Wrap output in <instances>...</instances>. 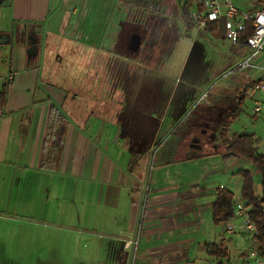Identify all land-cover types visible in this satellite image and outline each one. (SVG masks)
<instances>
[{"label": "crops", "instance_id": "0c3cea01", "mask_svg": "<svg viewBox=\"0 0 264 264\" xmlns=\"http://www.w3.org/2000/svg\"><path fill=\"white\" fill-rule=\"evenodd\" d=\"M103 1L101 8V2L96 3V0H0V35H3L4 41L8 35L11 36L8 42L0 43V264H74L75 261V264H89L85 258L61 260L44 257L41 241L43 224L49 227L48 232L60 227L72 235L80 232L81 227L95 229L97 218L107 212V206L122 208L121 192L127 185L134 187L137 190L134 196H138L130 198L127 224L117 222L125 236L121 232L115 235L116 238H112L105 248L106 257L98 259L97 264H125L118 259L121 246L126 249L134 246L135 256L131 264H220L224 257L232 261L230 241L234 240V236L227 237L224 226L228 219L217 223L213 218L214 203L223 186L216 189L213 180H209L215 171L229 172L230 164L210 169L211 173L195 179L187 178L184 172L172 178L170 168L174 166L173 161L186 162L191 158L185 157L183 152L185 147L181 141L184 135L171 132L169 136L176 137V147L181 150L175 159L162 161L157 167L156 177L150 181L146 179V169L138 170V167L131 166L134 154L138 153H133L135 145L132 141L128 146L124 144L125 132L96 129L100 121L107 122L106 118L89 112L90 105L87 107L82 95L75 96V100H82L72 104V100L66 97L67 88L44 76V68L38 63L39 50L37 47L32 50L29 44L34 41L39 45L46 28L58 32L64 26L73 28L74 36L84 42L102 44L106 39L108 20V0ZM237 1L244 9L256 8V5H250L252 1L256 4L264 2ZM142 2L156 13L150 27L152 23L170 22L176 29L171 16L177 0ZM260 8L264 9V3ZM120 21L121 27L124 22L140 23L136 18ZM203 29L210 31L208 27ZM176 31L174 44L161 58L171 52L181 36ZM120 33L121 29L117 39ZM232 43L230 40V50ZM237 43L236 49L230 51L228 68L250 53L246 41ZM7 58L11 59L9 67H6ZM252 67L262 72L258 78L241 71V74L231 75L230 82L212 77L214 81L210 85L197 87L195 93L201 96L204 91L201 93L200 90H206L210 99L205 101L211 106L225 99L237 101L240 92L248 90L249 86L252 87L251 97H255L257 91L264 89V51L255 58ZM12 73L15 77L11 82ZM210 74L216 76L218 71L210 70ZM5 86L8 91L3 105L2 90ZM150 94L146 100L138 103L150 107L152 112L160 97L152 96L151 99ZM190 96H186L183 103ZM255 102L257 105L260 100L255 99ZM101 106H105V103L98 101L91 104V107ZM225 111L222 108L220 112ZM92 117H98V120ZM158 119L155 118L153 122H159ZM164 119H170V116ZM110 122L121 124L118 119ZM215 138L222 142L220 134H216ZM154 142L155 137L146 149H153ZM127 149L130 157L125 163L123 156ZM244 160L247 159L239 161ZM220 225L222 230L219 229ZM243 227L239 232L245 234L247 230L244 224ZM137 235V242L126 243L130 237L137 239ZM210 242L228 247L229 254L220 256L210 252ZM81 243L88 246L91 242L87 238ZM68 248L76 249L75 242L71 241ZM245 254L239 256L245 260ZM121 259L125 260L126 257Z\"/></svg>", "mask_w": 264, "mask_h": 264}, {"label": "rangeland", "instance_id": "374dc122", "mask_svg": "<svg viewBox=\"0 0 264 264\" xmlns=\"http://www.w3.org/2000/svg\"><path fill=\"white\" fill-rule=\"evenodd\" d=\"M185 1L177 0V5L171 16L181 36L176 41L171 52L156 61L154 67L149 64L150 61L148 59L125 56L116 51V40L119 30H124L126 26L134 24L132 21L124 22V26L121 27V19L136 18L140 20V24L147 25V27L149 25L148 30L151 29L150 24L156 13L149 9V5L143 3L142 0L107 1L106 39L102 44L84 42L79 37L74 36L73 28L67 26H64L58 32L49 31L46 28L39 45L29 44L32 50L36 49V47L39 50L38 63L44 68V76H47L53 82L62 84L67 88H64L66 91L75 92L76 89L81 91L80 97L81 95L84 97L87 107L90 105L88 107L89 112H95L106 118L107 122H103L101 119L102 121H100L96 129L104 130L107 128L108 130H113V132L116 130L125 132L123 137L124 144L128 146L132 141L133 146L135 145L132 151L133 153H138L134 154L131 166L133 168L138 167V170L146 169V179L149 178L150 181L156 177L157 167L161 165V162L167 159H175L178 151L181 150V148L176 147V137H170L168 133L172 132L176 133V135L177 133H182L181 135H183V127L186 128L189 123L188 120L194 114L193 109L199 102L200 105H198L196 110L198 114L195 117L200 116L204 110H208L209 106H211L208 101H205L210 99V94L207 96L206 90L202 89L200 92H204L201 96H198L195 93L196 88L200 86L206 88L214 81L213 79L211 80L212 77L226 82H230L232 78L230 74L226 76L225 73L230 71V66L229 68L227 67L230 65V51L235 50L238 43L233 42L230 50V40L226 36L225 18L220 20L223 26L221 33L224 32L222 35L220 33L214 34L207 29H197L196 27L190 29L181 15V6ZM98 2H101V8H103L104 1L96 0V3ZM200 2L201 0H194L191 10H195ZM253 2L250 5H256V8H260L264 3L258 2L259 4H256V2ZM238 3L240 4V2ZM241 5L245 6L244 3H241ZM136 7L137 10H134ZM10 65L11 59L7 58L6 67ZM255 69L251 66L241 70V72L251 75L253 78H258L262 72H258ZM210 70H217L218 75L211 76ZM251 92L252 87L249 86L243 111L232 119L229 134L232 136L242 131L254 132L258 150L264 153V89L257 91V96L255 97H251ZM123 93L125 94V103L122 105ZM148 93H151V99L152 96L160 97L159 102L157 101L156 103V108L152 112L150 107H143V105L139 104L142 100L147 99ZM186 96L190 97L187 102L183 103ZM80 99L75 100V98H72L71 103L73 104V102ZM255 99H259L262 106L261 111L257 114H254ZM98 101L104 102L105 106L99 108L91 107V104H96ZM229 102L231 109L234 107L233 103L236 102L235 100L228 101L225 99L221 103L218 102V105H223L220 107L225 108V112H227L229 111L227 110ZM217 112H220L219 109L216 110ZM76 113H78V110H76ZM153 113H155V116ZM167 115L170 116V119L165 120L164 117ZM115 116H117L119 121L121 120V124L117 125L110 122L115 119ZM223 117L222 112L216 117L210 116L211 119L214 118L219 122H221ZM92 118L97 119L98 117ZM155 118H159L160 121L158 119L159 122H153ZM168 120L172 122L169 123ZM213 122L205 121L206 126L202 130L207 132ZM127 133L130 135H127ZM160 133H162L161 136ZM216 134L220 133L217 132ZM215 135L213 134L214 141H210L208 144L200 142L201 145L203 144L202 146L200 145L201 148L187 149L185 147L183 150L186 157L203 151H214V153L191 158L190 161L186 162L173 161L172 164L174 166L170 168L171 177L183 175L184 172L187 178L195 179L199 176L202 177L203 174L211 173L210 169H217L222 164H230L229 172L221 173V170L215 171L211 174L209 180H213V185L216 189L223 186V188L231 190L234 193L236 205L239 201L246 202L242 193L244 176L238 171L240 167L246 166L252 171L256 191L261 193L262 174L256 165L251 160L239 161L242 158L226 160L221 152L218 153L216 151L220 142L215 140ZM152 137H155L153 149L147 150L148 144L153 143ZM184 141H181V143ZM144 150L147 151L143 155H139ZM128 151L129 149L125 151L126 154L123 156L125 163L130 157V152ZM213 154L218 155L213 157ZM184 167L185 170L183 171ZM136 191L131 185L125 186L123 192H121L122 208L107 206V212L101 218H97V223L94 225L96 226L95 229L81 227L80 232H74V235H72L70 232H66L65 228L60 227L59 229L54 227L48 232L49 227L43 224L44 233L41 240L43 256L61 260L70 257L76 259L85 258L87 263L97 264L98 259L106 257L107 249L105 251V248L108 247L109 241L112 238L115 239V235L118 236V233L121 232L117 222L121 221L124 225L127 224V213H129L127 206L131 205L132 200L130 198L134 199L138 196H134ZM228 220L235 226L233 232H229L226 229L227 237L234 236V240L230 241L232 262L235 264H253L254 259L250 256V251L252 248L259 249V242L254 237L248 238L247 232L245 234L239 232L244 228L241 215L234 213ZM18 223L21 222L18 221ZM219 229L222 230V225L219 226ZM121 234L125 236V233L121 232ZM20 237L22 238V234H20ZM87 238L91 242L88 246L81 243L83 239L87 240ZM71 241L75 242L76 249L74 250L68 248V244ZM122 247L118 250L120 263L123 261V263L126 262L125 264H131L135 256L134 246L127 249ZM122 253H125V255ZM242 254H245V260L239 256ZM124 256L126 259H121Z\"/></svg>", "mask_w": 264, "mask_h": 264}, {"label": "trees", "instance_id": "16d2710c", "mask_svg": "<svg viewBox=\"0 0 264 264\" xmlns=\"http://www.w3.org/2000/svg\"><path fill=\"white\" fill-rule=\"evenodd\" d=\"M194 4V0H186L181 6V14L189 28L196 26L195 20L191 16V7ZM203 7V5H201ZM149 27V26H148ZM147 25L140 23L130 24L126 26V29H122L121 33L116 40V51L125 56L142 57L144 60H149L151 66L156 65L162 54L165 51H169L174 44L177 31L170 22L152 23L151 29L148 30ZM212 33H221L223 26L218 22H211L208 26ZM253 32V24L251 21L247 22V27L239 31V41H246L247 38ZM136 43V44H135ZM8 87L5 86L2 90V103L5 105L6 95ZM79 90L71 92L67 90V99L71 100L75 96L80 95ZM247 89L241 91L239 97L233 108H227L226 113H223L224 117L221 122L211 119L210 116H218L216 110H222L218 105L209 106L208 110H204L200 116L195 117L197 113V107L200 102L193 109V116L190 118L186 128L183 127L185 140L182 145L187 148L198 149L201 148L200 142L208 144L210 141H214L213 134L220 133L222 142L219 143V147L216 151H222L226 160L231 158L240 159L246 158L251 160L262 174V194L257 193L255 189V182L252 171L247 167L239 168V172L244 176V183L242 188L243 197L250 206V215L256 222L260 229V234L257 239L259 247L264 251V153L258 150L256 145V139L254 132L242 131L230 136L229 127L232 119L236 118L244 108L245 97ZM73 94V95H72ZM125 94L123 93L122 105L124 102ZM214 107V108H213ZM123 108V106H122ZM224 109V108H223ZM115 113V112H114ZM115 120V119H114ZM205 121H214L207 132L202 129L206 126ZM219 122V123H218ZM218 123V124H217ZM214 132V133H213ZM209 137V139H207ZM182 140V141H183ZM201 145V146H200ZM214 151H203L197 154L188 155V158H195L202 155H210ZM181 157V156H179ZM186 157V155H185ZM236 212L234 193L231 190L220 188L218 197L214 203L213 218L217 223L228 219ZM208 249L212 253H216L220 256H227L229 254L228 247L217 243L210 242ZM222 261H220L221 263Z\"/></svg>", "mask_w": 264, "mask_h": 264}, {"label": "built area", "instance_id": "2783aa9c", "mask_svg": "<svg viewBox=\"0 0 264 264\" xmlns=\"http://www.w3.org/2000/svg\"><path fill=\"white\" fill-rule=\"evenodd\" d=\"M203 5V7H201ZM191 16L195 20L198 28H207L211 22H218L225 18L226 36L234 43L239 42V31L247 27V22L253 24V32L247 38L246 42L250 46V53L241 59L237 64L230 67V71L225 73L226 76L235 74L241 70L255 65L257 58L264 51V9H244L237 0H201L197 4L195 10L191 11ZM14 73L10 76V81H14ZM262 109L261 103L257 102L254 113H258ZM237 214L242 216L243 224L247 230L249 237H257L260 229L250 215V206L245 201H239L235 205ZM226 229L230 232L235 230V226L230 220L225 221ZM137 239L131 237L126 240L128 245ZM250 256L253 257L255 264H264V251L261 248H252ZM220 264H234L228 257H224Z\"/></svg>", "mask_w": 264, "mask_h": 264}, {"label": "water", "instance_id": "95a60500", "mask_svg": "<svg viewBox=\"0 0 264 264\" xmlns=\"http://www.w3.org/2000/svg\"><path fill=\"white\" fill-rule=\"evenodd\" d=\"M2 37H3V35H0V43L8 42L11 39L10 35L7 36V40H5V41L2 39ZM33 45H36L34 41H33Z\"/></svg>", "mask_w": 264, "mask_h": 264}]
</instances>
